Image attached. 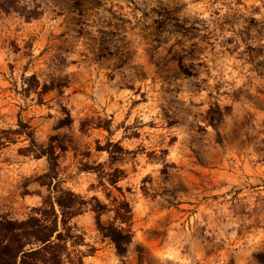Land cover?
I'll list each match as a JSON object with an SVG mask.
<instances>
[{
    "label": "rangeland",
    "instance_id": "rangeland-1",
    "mask_svg": "<svg viewBox=\"0 0 264 264\" xmlns=\"http://www.w3.org/2000/svg\"><path fill=\"white\" fill-rule=\"evenodd\" d=\"M37 3V20L0 18V130L23 131L0 153V215L40 206L51 155L53 185L85 201L84 264H259L264 0ZM102 205L131 234L123 256Z\"/></svg>",
    "mask_w": 264,
    "mask_h": 264
},
{
    "label": "trees",
    "instance_id": "trees-1",
    "mask_svg": "<svg viewBox=\"0 0 264 264\" xmlns=\"http://www.w3.org/2000/svg\"><path fill=\"white\" fill-rule=\"evenodd\" d=\"M10 14L30 22L39 19L42 10L37 0H0V18ZM22 132L20 129L0 130V153L13 142V134ZM27 136L30 138L29 134ZM56 168V158L50 155L48 172L35 179L47 188L48 194L41 197L40 206L33 208L31 215L23 220L0 215V264H84L83 253L76 250L77 255H73L70 250L77 249L83 242L82 236L74 233L70 221L82 213L85 201L74 192L53 185ZM102 208L103 205L95 209L98 230L111 240L117 254L123 256L131 242V234L129 230L116 227L115 223L103 226L100 223ZM111 209L114 221L130 224L132 212L127 202H117ZM254 258L264 264V252L257 253Z\"/></svg>",
    "mask_w": 264,
    "mask_h": 264
}]
</instances>
